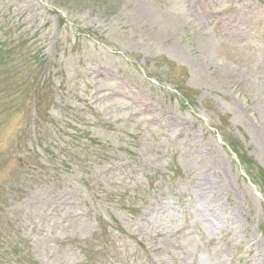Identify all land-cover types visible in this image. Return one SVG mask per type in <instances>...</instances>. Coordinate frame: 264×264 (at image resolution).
I'll return each mask as SVG.
<instances>
[{
	"label": "rangeland",
	"instance_id": "rangeland-1",
	"mask_svg": "<svg viewBox=\"0 0 264 264\" xmlns=\"http://www.w3.org/2000/svg\"><path fill=\"white\" fill-rule=\"evenodd\" d=\"M262 179L264 0H0V264H264Z\"/></svg>",
	"mask_w": 264,
	"mask_h": 264
},
{
	"label": "trees",
	"instance_id": "trees-1",
	"mask_svg": "<svg viewBox=\"0 0 264 264\" xmlns=\"http://www.w3.org/2000/svg\"><path fill=\"white\" fill-rule=\"evenodd\" d=\"M32 92H33V90H32ZM33 94H34V93H33ZM239 157H240V159H241L242 161H245V162H247V163L249 164L248 161H250V160L246 159L245 156H243V155L240 154ZM246 167L248 168V173H250V175H251L252 178L254 179L255 177H254L253 173L250 171L249 166H246ZM262 184L264 185V179H262ZM260 185H261V184H260ZM263 185H261L262 190H264V186H263ZM18 247H19V246H18Z\"/></svg>",
	"mask_w": 264,
	"mask_h": 264
}]
</instances>
